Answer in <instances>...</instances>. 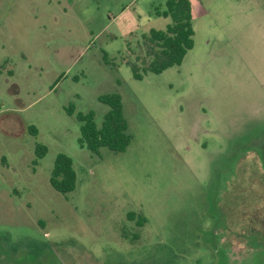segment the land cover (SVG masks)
Returning a JSON list of instances; mask_svg holds the SVG:
<instances>
[{
  "label": "rangeland",
  "instance_id": "obj_1",
  "mask_svg": "<svg viewBox=\"0 0 264 264\" xmlns=\"http://www.w3.org/2000/svg\"><path fill=\"white\" fill-rule=\"evenodd\" d=\"M189 2L192 47L138 78L165 0H0V264H264V0ZM110 93L130 142L92 151Z\"/></svg>",
  "mask_w": 264,
  "mask_h": 264
},
{
  "label": "trees",
  "instance_id": "obj_2",
  "mask_svg": "<svg viewBox=\"0 0 264 264\" xmlns=\"http://www.w3.org/2000/svg\"><path fill=\"white\" fill-rule=\"evenodd\" d=\"M165 5L161 14L170 16L171 21L165 29L151 28L148 34H143V54L127 60L135 77L142 76L138 63L143 64V71L160 72L170 65L181 63L184 54L193 45L189 0H165ZM100 99L110 106L100 127L96 126L92 111L77 113L81 121L78 141L92 151H97L101 145L117 151L124 150L131 135L126 130L127 121L122 113L120 97L117 93H110L101 95ZM39 149L41 155L45 146L39 145ZM75 178L71 158L63 152L58 153L50 175L52 186L61 192L69 191L75 185Z\"/></svg>",
  "mask_w": 264,
  "mask_h": 264
}]
</instances>
